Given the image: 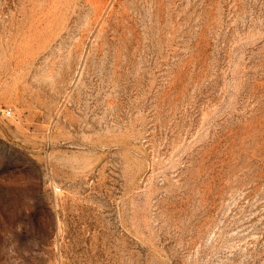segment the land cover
Returning a JSON list of instances; mask_svg holds the SVG:
<instances>
[{
    "label": "rangeland",
    "instance_id": "374dc122",
    "mask_svg": "<svg viewBox=\"0 0 264 264\" xmlns=\"http://www.w3.org/2000/svg\"><path fill=\"white\" fill-rule=\"evenodd\" d=\"M0 264H264V0H0Z\"/></svg>",
    "mask_w": 264,
    "mask_h": 264
}]
</instances>
